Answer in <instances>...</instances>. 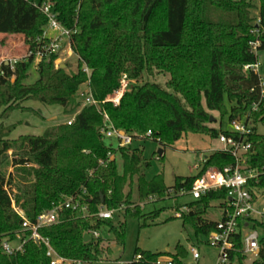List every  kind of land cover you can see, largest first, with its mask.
<instances>
[{"label": "trees", "instance_id": "trees-1", "mask_svg": "<svg viewBox=\"0 0 264 264\" xmlns=\"http://www.w3.org/2000/svg\"><path fill=\"white\" fill-rule=\"evenodd\" d=\"M259 2L256 8L251 0H0V35L23 36L30 51H36L40 42L49 44L43 38L49 19L41 8L50 4L56 20L77 31L71 47L78 58V72L69 74L67 69L55 67L57 55L49 56L37 66L34 83L26 82L34 56L18 61L14 70L2 65L0 264H51L45 243L26 240L22 252L13 256L3 252V240L13 242L20 234L24 239L30 235L23 231V219L13 210L12 201L34 224L69 198H79L81 206H87V214L63 209L59 223L39 229V234L73 264H98L105 261V255H114L110 244L123 248L126 238L124 223L96 216L101 206L122 210L132 218L154 219L158 213L143 215L139 204L151 197L164 201L187 196L192 189L198 175L178 177L172 187L166 185L163 174L148 181L142 172L149 168L142 148L107 145L101 134L104 113L115 128L135 139L151 131L152 140L162 147L189 134H209L212 139L221 133L229 135L207 127L212 118L209 112L228 117L231 124L258 104L253 116L257 123H264L260 75L245 71L246 66L258 65V54L264 51V0ZM253 44H258L256 49ZM160 74L170 77L165 86L148 81ZM125 75L136 84L130 85L115 107L105 100L121 88ZM88 82L99 107L78 111L75 97ZM28 101L62 107L65 115H75L74 121L49 127L43 135L10 139L13 130L5 131L3 122L20 108L17 103ZM21 109L39 116L31 108ZM248 142L252 145L250 167L263 168L264 135L256 128ZM118 154L123 160L122 172L117 161L110 159ZM231 165H235L233 156L217 151L206 158L202 171ZM9 166L15 168V174H7ZM134 187L139 204L132 209ZM250 190L256 198L264 194V175L250 183ZM226 199L227 191L219 190L183 205L190 211L179 219L184 227L192 228L195 245L216 230L217 221L208 220L207 212L214 203L223 208ZM254 227L260 233V254L250 264H264V222L255 221ZM94 232L101 237L89 235ZM87 234L89 241H85ZM233 242L227 264H249L242 233ZM189 256L182 245H177L175 254L137 248L131 264H159L160 259L187 264Z\"/></svg>", "mask_w": 264, "mask_h": 264}, {"label": "rangeland", "instance_id": "rangeland-1", "mask_svg": "<svg viewBox=\"0 0 264 264\" xmlns=\"http://www.w3.org/2000/svg\"><path fill=\"white\" fill-rule=\"evenodd\" d=\"M253 5L258 8L260 6L259 0H251ZM254 12L257 13L256 10ZM258 24V22H257ZM63 51L57 55L55 67L57 69H67L69 74H76L78 72V58L68 50V46L63 43ZM28 52V47L25 45V39L20 35L4 36L0 35V63L4 60H21L24 59ZM259 60V74L264 81V51L258 54ZM86 70L89 71L86 72ZM84 72L90 75L91 71L85 67ZM126 76V75H125ZM127 77L128 87L126 90L121 88L115 91L106 98V102L117 107L121 99L129 91L130 85L136 84L134 80ZM38 78L36 69L30 71V77L27 83H34ZM169 75H156L148 81L165 86L169 79ZM14 78L12 83H14ZM122 84V82H121ZM88 83L83 87V91L87 89ZM76 104H80L78 111L82 110L83 106L79 96L75 97ZM20 108L15 110L10 117L3 122L5 131L13 130L10 139H17L21 135H43L46 129L52 126H58L66 123L68 120L74 121L75 115L67 116L58 106H47L38 102L28 101L17 103ZM205 107V102H203ZM21 108H31L39 113L37 116L34 113L23 111ZM206 108V107H205ZM2 110L0 111V113ZM209 115L215 119L214 122L207 124L208 128H215L222 131H231L232 127L228 117L222 118L217 112H209ZM0 118V124H1ZM257 131L264 135V123H258ZM146 135L139 137L142 141L137 139L133 144V148H142L144 152V159L149 163L148 169H142L148 181L155 176L163 174L165 176V183L168 187L175 184L178 177L188 178L197 176L199 173L198 166L201 165L204 158L213 154L214 150L219 148V143L216 139H212L209 134H189L182 140L176 142L174 145L162 147L160 143L153 140L144 139ZM107 145L116 147L115 140L106 141ZM163 150V156L159 155V151ZM13 152L9 155L12 157ZM118 163L119 171L122 172L123 160L120 155L115 156ZM7 174H15V168L9 166ZM137 177L135 178V182ZM134 202L132 209L139 204L136 187H134ZM193 202V198L189 195L183 197H171L164 201L154 199V201L146 200L142 202L140 208L143 215H148L152 212H157L158 215L154 219H138L127 216L122 210L117 212L114 216L116 224L124 223L126 229L125 245L123 248L116 247L115 244H110L114 250L113 256H106L105 261L98 264H131L135 261V251L139 248L142 251L152 253H176L177 245L184 246L189 252L190 256L186 260L187 264H217L218 251L208 245V237L202 236L201 243L195 245L194 233L191 227H184L183 220L176 219L177 211L175 208ZM221 203H214L212 208L208 210L206 218L210 221H219L221 217ZM17 207V206H16ZM17 209H20L17 207ZM264 209V194L259 195V200L256 205V217L261 218L260 213ZM109 244V243H107ZM107 246V245H106ZM196 248L201 258L198 261L193 259L191 249ZM120 259L116 262V259ZM247 263H251L247 260Z\"/></svg>", "mask_w": 264, "mask_h": 264}, {"label": "built area", "instance_id": "built-area-1", "mask_svg": "<svg viewBox=\"0 0 264 264\" xmlns=\"http://www.w3.org/2000/svg\"><path fill=\"white\" fill-rule=\"evenodd\" d=\"M42 12L48 17L49 24L44 31V40L48 41L47 45H40L36 51H30L25 56L35 57L34 68L46 58L51 55H59L63 50V43L68 46V50L72 53L71 39L75 31L68 30L64 28L51 13V5L45 4L41 8ZM260 22H258V25ZM258 44H253L256 49ZM74 54V53H73ZM24 58V59H25ZM21 59V60H24ZM21 60H4L0 63V76H4L5 73L2 69V65L10 66L11 70H14L15 65ZM259 65L256 66H246L245 71H255L259 74ZM86 72L89 73L88 70ZM260 75V74H259ZM260 88L261 97L264 99V81L260 77ZM122 90H126L128 87L127 77L124 76L122 79ZM80 101L83 106L89 107H99V102L93 97L90 83L88 82L87 89L82 90L79 93ZM259 109L258 104H254L249 112L242 118L235 119L231 123L230 134L221 133L218 137L217 142L219 143V148L215 149L214 152L221 151L229 153L235 159V165L227 166L223 169L216 167H210L205 171L203 170V163L198 166L199 173L198 178L195 180L192 189L187 195L193 198V201L200 200L203 196L210 192H216L219 190L227 191V199L225 201V206L221 208V217L217 221L216 230L213 231L208 236V245L215 248L218 251V262L217 264H227L229 262V253L234 249V238L242 233V241L244 244V254L248 257L251 262L258 259L260 254V233L259 230L255 229V221L264 222V209L260 213L261 218L256 217V205L259 200V195L257 198L250 190V183L258 182L260 176L264 175V167L261 169H253L249 165L250 150L252 145L248 142L249 138L255 133L257 122L253 116ZM104 125L101 129V134L105 141L115 140L116 147H130L137 142L134 136L130 135L124 130L117 129L113 126L110 118L107 114H103ZM72 120H68L66 124L71 125ZM152 132L149 131L144 139L152 140ZM142 141L141 139H138ZM213 152V153H214ZM111 160H115V155L110 156ZM149 201H154L151 197ZM13 210L23 219V231L30 232L28 238H25L20 234L17 236V240L10 242L9 239H5L1 243L3 252L8 256H13L16 253L23 251V246L26 240H33L34 242L40 244L45 243L48 247L47 256L51 259V264H73L65 258L60 257L55 250L50 246L49 242L43 239L39 234V229L51 227L59 223V216L63 209H70L73 211L81 210L84 214L88 213L87 206H81L79 198H69L63 205H59L53 208V210L46 212L39 216L36 223H31L23 210L17 209L16 204L12 201ZM190 209L183 206L177 211L175 217L181 218L183 214L189 213ZM117 210H109L106 207L101 206L99 208L97 217L110 220L114 219ZM94 238H100L101 233L94 232L89 234ZM191 254L195 261L201 258L199 251L196 248L191 249ZM141 256L137 258L140 260ZM163 264H173L172 261L166 259H160L159 262ZM193 264V263H191Z\"/></svg>", "mask_w": 264, "mask_h": 264}, {"label": "water", "instance_id": "water-1", "mask_svg": "<svg viewBox=\"0 0 264 264\" xmlns=\"http://www.w3.org/2000/svg\"><path fill=\"white\" fill-rule=\"evenodd\" d=\"M215 121V119L212 117L211 118V122H214ZM159 155L160 156H163V150H160L159 151ZM91 239V236H89L88 234L87 235H85V241H89Z\"/></svg>", "mask_w": 264, "mask_h": 264}, {"label": "crops", "instance_id": "crops-1", "mask_svg": "<svg viewBox=\"0 0 264 264\" xmlns=\"http://www.w3.org/2000/svg\"><path fill=\"white\" fill-rule=\"evenodd\" d=\"M59 107V106H58ZM58 109H62L61 111H63V108L62 107H60V108H58ZM5 122V121H4ZM6 123V122H5ZM34 135V134H33ZM21 136H23V135H21Z\"/></svg>", "mask_w": 264, "mask_h": 264}]
</instances>
